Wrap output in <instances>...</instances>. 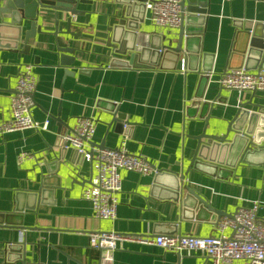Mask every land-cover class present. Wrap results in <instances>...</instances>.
Instances as JSON below:
<instances>
[{"label": "crops", "instance_id": "crops-1", "mask_svg": "<svg viewBox=\"0 0 264 264\" xmlns=\"http://www.w3.org/2000/svg\"><path fill=\"white\" fill-rule=\"evenodd\" d=\"M202 1L207 12L202 31L195 35L198 38L187 42L189 56L181 54L179 61L167 56L155 69L110 65L113 56L126 58L113 54L110 22L120 6L112 0L77 6L83 12L71 17L70 30L79 36L76 40L66 36L69 46L78 49L70 68L50 56V36L37 33L23 40L28 22L17 42L10 35L13 30L7 32L1 42L10 47H0V122L10 118L16 78L31 64L36 81L31 114L37 122L48 118L49 123L43 131L0 133V264H97L98 252L88 248V232L94 229L140 236L174 231L218 235L215 221L219 217L230 216L255 201L261 202L258 216L264 220L263 152L234 167L218 164L214 173L189 165L197 144L194 137L205 128V117L210 116L206 132L220 134L240 102L251 100L255 106H263L256 112L264 114V92H238L218 82L228 66L239 64L237 54L246 48L244 31L264 23V0ZM53 13L41 10L38 24L43 32L52 28ZM57 14L61 19L68 16ZM239 21L243 23L241 31L236 26ZM179 28L158 27L145 18L138 32L148 43L175 46ZM25 44L27 52L21 53ZM202 54L209 56L203 61ZM182 59L184 70H180ZM201 63L213 66L208 81L194 70ZM248 64L249 71L260 67ZM111 103L116 104L117 114L134 123L130 130L124 131L116 123L108 125L113 117ZM247 108L258 109L252 105ZM79 116L95 121L91 145L115 148L124 144L158 170H169L179 179L183 171V184L201 193L222 215L197 209L192 218L185 219L181 215L185 192L174 200L175 192L168 185L155 183L154 174L121 170L116 217L96 219L91 203L81 197L92 175L91 163L78 160L73 148L63 150L60 138ZM215 125L220 127L218 131ZM222 233L230 234L229 228ZM21 234L22 249L10 250L9 244L17 243ZM113 264L213 262L200 252L177 255L154 245L123 242L113 253ZM220 264L249 263L234 260Z\"/></svg>", "mask_w": 264, "mask_h": 264}, {"label": "water", "instance_id": "water-1", "mask_svg": "<svg viewBox=\"0 0 264 264\" xmlns=\"http://www.w3.org/2000/svg\"><path fill=\"white\" fill-rule=\"evenodd\" d=\"M93 1L100 0H0V47H10L6 43L2 44L1 40L8 36V31L12 33L11 30H13V33L10 35L13 40L19 41L21 29L28 22L29 26L24 30L23 40L27 41L34 38L37 33L50 36L52 39L50 56L59 65L70 68L75 61L73 54L78 49L69 46L66 36H72L74 40L79 36V34L70 30L71 17L83 12L78 9L77 6L79 4L90 5ZM112 1L120 6L110 22L111 43L115 46L113 54L126 56V58L113 56L109 63L114 67L155 69L156 65L160 63L159 61H163L167 56H170L173 61H179L181 54L189 56L187 53L189 51L187 42L202 31L201 27L203 28L204 24L202 21L205 19L204 15L207 12L202 0H182V9L187 14L182 16L178 41L175 46H162L160 41L158 43L146 42L142 34L138 32V26L140 22L144 21L145 17V0ZM41 10H52L54 12L51 18L52 28L44 32L38 24L39 18H42ZM58 12L68 13V16L65 19H61L57 14ZM193 26L195 28H192ZM236 26H239L240 31L243 30L242 22L239 21ZM244 33L247 39L246 48L237 54L240 59L239 64L228 66L227 69L243 67L249 70L251 66L248 63H252L251 65L256 68L259 66L264 67V23H258L252 29L245 30ZM194 38H198V36ZM27 49L28 45L25 44L20 52L26 53ZM205 56L209 55L202 54L203 61ZM194 70L198 71L200 79L208 81L209 76L213 73V66L211 63L209 65L201 63V66H195ZM197 96L199 97L200 94ZM215 100L216 98L213 100L211 107H213ZM111 105L112 107L109 111L113 117L108 125L111 126L112 123H116L119 128L121 126L122 128L124 127V131L130 130L134 123L126 120L119 113L117 114L115 111L116 104L111 103ZM248 105L258 109L254 111L251 108H247ZM262 108L263 106L261 105L255 106L251 100L240 102L234 116L227 122L225 131L220 134L217 132H206L210 116L205 117V128L194 137L197 144L189 162L190 167L207 172L208 169H212L214 173L218 164L234 167L239 161H248V157L253 154L264 153V146L262 145L264 143V114L256 112ZM215 127V131L220 128L217 125ZM63 134L64 132L60 133L62 143ZM89 144L91 145V141ZM98 147L102 148L103 145ZM62 148L63 150L66 149L63 145ZM76 154V158L80 160L81 155L77 151ZM182 175L179 179L175 173L159 169L154 173L153 177L155 183L168 185L175 192L174 200L178 201L179 195L185 192L181 198L182 217L185 219L192 218V211L195 212L197 209L199 211L205 209L208 212L215 213L217 216L222 215L221 213L223 212L212 207L201 193L185 186ZM22 243L23 234H21L17 243L9 244L8 248L12 251H19L23 247Z\"/></svg>", "mask_w": 264, "mask_h": 264}, {"label": "built area", "instance_id": "built-area-1", "mask_svg": "<svg viewBox=\"0 0 264 264\" xmlns=\"http://www.w3.org/2000/svg\"><path fill=\"white\" fill-rule=\"evenodd\" d=\"M182 0H145V17L158 27L176 28L182 21ZM180 70H184V59ZM219 84L226 89L264 92V67L255 71L232 68L218 76ZM36 81L32 65L27 64L19 72L14 93L10 97V118L0 122V133L16 130L47 129L49 120L37 122L31 114ZM95 132V121L87 116L76 118L70 131L62 135L63 146L73 148L82 160L91 163L92 175L82 190L81 197L91 203L96 219H114L117 209V193L121 190L120 171H132L142 175L158 170L143 156L129 152L124 144L115 148L89 145ZM89 145V147H87ZM24 156V154H22ZM260 201L250 207H239L230 216L216 221L218 235L198 236L179 231L140 236L94 229L88 232V248L98 252L97 264H113V253L123 242L154 245L177 255L200 252L213 264L246 260L249 264H264V220L258 216ZM229 228L230 234L222 232Z\"/></svg>", "mask_w": 264, "mask_h": 264}]
</instances>
